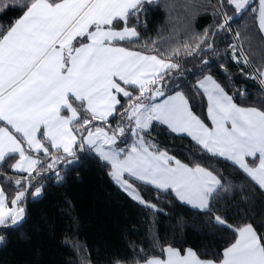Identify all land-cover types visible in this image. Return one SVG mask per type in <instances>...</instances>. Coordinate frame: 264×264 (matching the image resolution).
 Here are the masks:
<instances>
[{
  "label": "snow or ice",
  "instance_id": "6c2138e0",
  "mask_svg": "<svg viewBox=\"0 0 264 264\" xmlns=\"http://www.w3.org/2000/svg\"><path fill=\"white\" fill-rule=\"evenodd\" d=\"M164 7L153 38V0H0V16L19 12L0 23V242L88 156L145 215H170L171 196L232 233L202 258L153 218L150 247L108 264H264V0ZM78 227L70 214L62 235L92 264Z\"/></svg>",
  "mask_w": 264,
  "mask_h": 264
},
{
  "label": "trees",
  "instance_id": "16d2710c",
  "mask_svg": "<svg viewBox=\"0 0 264 264\" xmlns=\"http://www.w3.org/2000/svg\"><path fill=\"white\" fill-rule=\"evenodd\" d=\"M165 2L166 0H153L150 15L154 28L148 33L153 38H156L155 29L167 21ZM177 2L196 3L198 0ZM16 15H19L18 11L10 10L7 17L0 16V23H7L8 18ZM206 19L203 16L199 18L200 21ZM252 91L256 92L257 89L253 87ZM197 111L201 109L198 108ZM153 135L159 136L161 140L165 139L163 131ZM167 140L170 142L169 146L177 147L182 153L180 158H195L192 157V141L189 138L167 137ZM64 194L72 200L74 209H68L62 203ZM163 199L172 201L171 206L161 205L170 215H145L146 210L132 201L105 174L95 158L85 156L74 166L63 187L55 188L44 199L30 200L32 216L29 223L23 229L13 232L6 241L0 242V264H68L69 260H75L79 264V254L70 242H65L62 235L66 231L70 214L78 216L79 227L74 234L75 240L84 245L92 264H108L114 255L130 259L135 254L133 246L147 250L150 247L149 224L153 218L156 221L154 231L176 241H187L197 249L202 258L214 259L222 252L226 245L225 237L230 239L231 231L211 227L206 223V215L181 206L171 196ZM232 211L236 212L235 206ZM251 211L260 213L261 207L257 205ZM239 215L236 212L230 223H235ZM151 254L158 255L159 251Z\"/></svg>",
  "mask_w": 264,
  "mask_h": 264
}]
</instances>
